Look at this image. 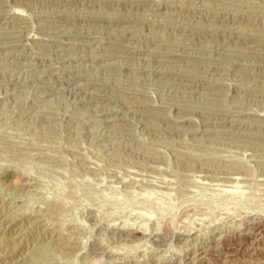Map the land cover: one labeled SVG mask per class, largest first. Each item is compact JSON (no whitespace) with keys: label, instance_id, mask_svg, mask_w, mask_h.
<instances>
[{"label":"rangeland","instance_id":"obj_1","mask_svg":"<svg viewBox=\"0 0 264 264\" xmlns=\"http://www.w3.org/2000/svg\"><path fill=\"white\" fill-rule=\"evenodd\" d=\"M0 264H264V0H0Z\"/></svg>","mask_w":264,"mask_h":264}]
</instances>
